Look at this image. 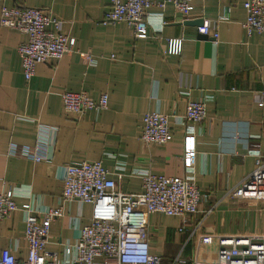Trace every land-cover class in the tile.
Masks as SVG:
<instances>
[{"label":"crops","instance_id":"0c3cea01","mask_svg":"<svg viewBox=\"0 0 264 264\" xmlns=\"http://www.w3.org/2000/svg\"><path fill=\"white\" fill-rule=\"evenodd\" d=\"M244 1H192L187 21H208L215 39L212 34L201 38L198 26L183 25L186 20L171 5L150 9L165 24L135 38L124 23H101L111 0H0V11L24 7L51 14L61 21L60 32L75 40L74 53L37 65L26 82L17 49L27 37L0 26V192L21 187L15 198L19 207L32 201L40 208H57L60 167L84 161L101 162L128 194L142 190L135 171L149 168L155 175L182 176V128L171 123L170 143L147 146L140 140L141 119L147 112L183 115L188 102L202 101L207 115L204 124L195 125L193 159L202 195L198 212L186 224L151 215L150 252L161 264H172L177 257L192 264L217 251L214 240L201 242L204 235L264 232V201L237 195L255 168V155L264 159V33L246 34ZM172 39L181 41L177 54L167 52ZM78 53L91 54L96 64L86 67ZM65 92L84 93L93 101L106 94L107 107L76 117L63 108ZM11 144L48 160L8 156ZM62 212L50 225L45 247L59 262L64 245L74 244L89 224L91 207L73 200L62 203ZM24 229L21 211L1 221L0 250L24 260Z\"/></svg>","mask_w":264,"mask_h":264},{"label":"built area","instance_id":"2783aa9c","mask_svg":"<svg viewBox=\"0 0 264 264\" xmlns=\"http://www.w3.org/2000/svg\"><path fill=\"white\" fill-rule=\"evenodd\" d=\"M193 0H111L109 10L104 14L103 25L124 23L133 31L135 38L146 36L148 29L160 30L165 22L161 15L149 12L152 8L171 5L187 20L193 9ZM246 18L242 26L246 34L264 33V0H245ZM157 22V26L153 24ZM61 21L37 8H2L0 26L18 30L27 40L17 51L26 82L35 74L37 65L58 61L74 53L75 40L60 32ZM208 21L198 27V33L216 39L217 34ZM167 52L177 54L181 49L180 40H169ZM86 67L96 64L89 53H78ZM113 59V57H111ZM64 110L76 117L88 112H100L107 107L108 96L100 95L97 101L84 93L65 92L61 96ZM207 110L202 101H190L183 115H165L147 112L141 119L140 140L147 146H164L172 141L171 123L179 125L184 133L182 176L165 177L155 175L149 168L135 173L141 179L142 190L138 194L122 192L110 178V172L101 162H81L61 166V203L57 208H40L31 203L19 207L15 202L21 187L0 192V222L11 218L17 211L24 216V239L27 243V257L16 259L10 250H0V264H161V258L149 249L148 220L151 215L160 214L178 218L183 224L198 212L202 195L193 174L195 158V125L201 126L206 120ZM202 127L199 128V134ZM8 156L28 159L34 163L47 161L27 147L9 145ZM255 168L239 185L237 195L264 201V159L255 155ZM29 192L27 197H29ZM32 199V198H31ZM76 200L91 207L89 224L80 229L74 244L66 243L63 257L45 249L51 223L62 217V203ZM201 222L196 223V229ZM195 229V230H196ZM179 229V231H181ZM214 240L217 251L196 259L192 264H264V232L241 236L204 235L201 242ZM172 264H185L176 258Z\"/></svg>","mask_w":264,"mask_h":264},{"label":"water","instance_id":"95a60500","mask_svg":"<svg viewBox=\"0 0 264 264\" xmlns=\"http://www.w3.org/2000/svg\"><path fill=\"white\" fill-rule=\"evenodd\" d=\"M183 25H190V26H193V25H195V26H198V27H201L202 25H203V21H184L183 23H182ZM205 36L206 35H201L200 37L201 38H205Z\"/></svg>","mask_w":264,"mask_h":264}]
</instances>
